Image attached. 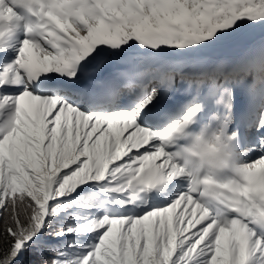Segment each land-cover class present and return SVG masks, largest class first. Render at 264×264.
<instances>
[{
    "label": "snow or ice",
    "instance_id": "snow-or-ice-1",
    "mask_svg": "<svg viewBox=\"0 0 264 264\" xmlns=\"http://www.w3.org/2000/svg\"><path fill=\"white\" fill-rule=\"evenodd\" d=\"M0 264H264V0H0Z\"/></svg>",
    "mask_w": 264,
    "mask_h": 264
},
{
    "label": "rangeland",
    "instance_id": "rangeland-1",
    "mask_svg": "<svg viewBox=\"0 0 264 264\" xmlns=\"http://www.w3.org/2000/svg\"><path fill=\"white\" fill-rule=\"evenodd\" d=\"M223 54L230 55V54H233V53H232V50L231 49H225L223 51Z\"/></svg>",
    "mask_w": 264,
    "mask_h": 264
}]
</instances>
